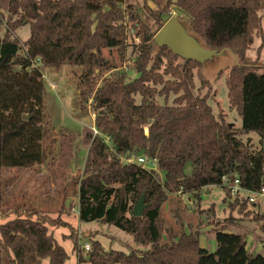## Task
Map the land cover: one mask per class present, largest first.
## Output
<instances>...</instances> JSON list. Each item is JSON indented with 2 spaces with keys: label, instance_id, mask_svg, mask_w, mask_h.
<instances>
[{
  "label": "trees",
  "instance_id": "obj_1",
  "mask_svg": "<svg viewBox=\"0 0 264 264\" xmlns=\"http://www.w3.org/2000/svg\"><path fill=\"white\" fill-rule=\"evenodd\" d=\"M154 2L155 10L145 5L157 27L152 31L125 0H0V214L13 216L0 223V264H41L44 258L49 264H62L67 258L48 229H72L62 219L63 201L55 217L54 211L26 204L2 206L3 169L27 168L50 156L64 182L66 170L74 166L76 134L61 127L56 137L44 112L42 69L63 64L79 68L77 102L84 108L89 101L94 127L102 136L93 135L91 127L82 128L87 149L82 174L63 183L59 193L77 199L79 221L114 226L128 233L135 245L127 252L105 250L95 240L83 255L70 231L61 238L74 241L78 263L264 264V254L247 248L245 233L230 231L231 215L213 229L215 246L209 252L200 244L198 224L187 232L182 224L175 230L165 225L162 214L170 193H198L220 185L224 174L237 176L249 190L264 187V64L258 63V56L252 62L245 56L253 37L262 35L264 0ZM171 5L187 15V30L207 49L228 50L235 56L225 84L240 126L229 125L222 113L217 119L208 93H195V74L197 89L210 86L202 63L179 60L168 47L155 45L154 35L166 22L162 14ZM25 24L29 36L20 41L15 30ZM128 31L138 39L133 79L120 70L127 60ZM248 132L258 135L260 148L242 140ZM140 154L157 159L162 179L154 170L123 160ZM142 195V214L133 215V205ZM248 203L234 196L228 207L232 211L238 205L246 218L260 223L264 236V214L245 210ZM202 213L212 218L213 205Z\"/></svg>",
  "mask_w": 264,
  "mask_h": 264
},
{
  "label": "rangeland",
  "instance_id": "obj_2",
  "mask_svg": "<svg viewBox=\"0 0 264 264\" xmlns=\"http://www.w3.org/2000/svg\"><path fill=\"white\" fill-rule=\"evenodd\" d=\"M125 1L126 4H132L138 9L141 20L149 26L152 31L156 30V25L145 10V5L153 10L157 9L154 0ZM260 14L262 17V35H255L253 37V42L247 49L245 56L248 62H252L258 56V63L264 64V11H261ZM162 17L166 20L171 17H176L180 21L182 27H187V15L174 5H171L169 13L166 15L163 13ZM29 32L28 24L21 25L15 30V36L20 41H24L28 38ZM192 35L204 46L203 41L198 36ZM137 41L138 39L128 31L126 34L127 45L125 53L127 60L120 67V70L125 71L126 77L129 79H133L137 76L134 64L136 56L134 45ZM179 60H182V58H179ZM235 60V56L228 50L208 52L203 57L201 63L202 73L209 81V88L203 87L200 90L197 89L200 87V81L196 74L193 76V81L195 84V93H208L209 99L207 102L211 106L215 117L218 119L222 113L228 124H233L238 127L240 126V117L236 110L229 105L227 87L225 84L228 68L235 63ZM107 73L108 72H105V74ZM78 76L79 68L71 67L68 64L61 65L59 69L52 67H44L42 69V80L45 88L44 112L47 115L53 133L57 137L60 128L65 127L76 134L77 148L75 151L74 166L66 170L67 179L63 182V179L59 176L54 165L50 163V156H47L42 163H36L27 168H5L2 172V186L4 190L2 206L4 208L26 204L41 211H54L51 215L55 217L57 215V208L62 201L64 205L67 206L65 210L63 209L62 215H65V217L68 216V220L71 222L73 228L70 230L66 226L48 227L49 231L52 229L53 236L57 239L58 243L63 246L67 253V258L62 264L88 263L77 262L78 252L73 247L74 241L70 238H60L61 233L69 234L70 231H72L81 248L84 243L87 242L90 244L95 240L99 241L105 250L114 249L127 252L135 246L128 233L114 226H107L98 221H79L78 217L76 215L74 216V213L77 211V199L69 196L64 198L63 194L59 193L63 183L70 180L71 177L81 176L87 151L82 143V128L84 126H94V112L89 101L84 108L80 107L77 102L76 84L78 82ZM138 99L139 97L136 96V100ZM241 138L243 141L248 140L253 149H258L261 146L259 137L255 132L243 134ZM186 170L187 172L189 171L188 168H186ZM156 173L160 176V179H162V173L158 172V170H156ZM69 183L70 181L68 182V188L73 190V186ZM69 192L71 191L69 190ZM225 198L226 192L220 185L204 187L199 190L198 193H170L163 205L162 211L164 221L166 222L165 225L168 224L175 230H179L182 224V229L187 232L190 230V226L195 227L198 224L197 227L201 232L199 237L200 244L211 252L213 251L212 248L215 246L213 229L222 225L228 215L233 217V223L240 219V215H243L242 212L238 211V205L233 209L234 213L230 211L231 209L228 207V201H232L234 199L233 196ZM211 205H213L215 211V215L212 218L204 217V213L200 214L201 210H206ZM247 207L250 211H258L264 214V196L259 197L254 204L248 203ZM235 210H237L238 213L235 212ZM12 217V215L5 217L0 214V223ZM252 223H256V225L260 224L259 222ZM256 225L254 229L256 231L255 234L264 240V236H261V232ZM228 228L235 231V227L232 225ZM247 248H255L253 253L259 252L260 254H264V241L262 243L258 242L253 244L251 242V237H249L247 239ZM80 252L85 255L84 249H80ZM41 264H49L48 259H42Z\"/></svg>",
  "mask_w": 264,
  "mask_h": 264
},
{
  "label": "water",
  "instance_id": "obj_3",
  "mask_svg": "<svg viewBox=\"0 0 264 264\" xmlns=\"http://www.w3.org/2000/svg\"><path fill=\"white\" fill-rule=\"evenodd\" d=\"M155 45L157 47L166 46L174 54L182 59H194L201 63L203 57L209 52L215 50H209L180 24V21L176 17H171L161 26V28L154 35ZM24 115L23 118H27ZM231 125V124H229ZM145 204L143 202V195L135 202L131 213L133 215H141Z\"/></svg>",
  "mask_w": 264,
  "mask_h": 264
},
{
  "label": "built area",
  "instance_id": "obj_4",
  "mask_svg": "<svg viewBox=\"0 0 264 264\" xmlns=\"http://www.w3.org/2000/svg\"><path fill=\"white\" fill-rule=\"evenodd\" d=\"M167 13H169V11ZM167 13H164V15H166ZM91 129L93 135L96 134L101 135V133L94 126H91ZM104 141L105 143H108L107 138H104ZM123 160L125 162H135L136 164L144 167L147 170H154V171L158 170L157 159L154 157H148L144 154H140L138 156L130 157ZM220 186L228 189L230 196L244 197L247 199L249 203H255L259 197L264 196V187L261 188L260 190H249L243 188L239 183V178L235 175H230V174L222 175L220 178ZM82 248L84 249V251H87L90 249V244L86 242L83 244Z\"/></svg>",
  "mask_w": 264,
  "mask_h": 264
},
{
  "label": "crops",
  "instance_id": "obj_5",
  "mask_svg": "<svg viewBox=\"0 0 264 264\" xmlns=\"http://www.w3.org/2000/svg\"><path fill=\"white\" fill-rule=\"evenodd\" d=\"M69 204V203H68ZM67 207V206H66ZM76 207L78 208V203L76 202ZM249 208L247 207L245 210H248ZM234 210H232L231 212H233ZM235 212H237L238 213V211L237 210H235ZM65 213V212H64ZM234 213V212H233ZM77 216V211H76V213H74V216ZM235 217H237V216H235ZM62 219H63V221H66V222H68L70 225H71V227H72V224H71V222L68 220V216L67 217H65V215H62ZM253 221H249V219L248 218H246V216H244V215H240V219L239 220H237V221H235L234 222V224H232V226L233 227H235V231L234 232H238V233H245V239H246V243H247V239L249 238V237H251V242L254 244V243H258V242H260V243H262L264 240L262 239V238H260L257 234H255L256 233V231L254 230L255 229V225H256V223H252ZM256 227H258V229L260 228V224L259 225H256ZM73 228V227H72ZM50 231H52V229L50 230ZM230 231H232L231 230V228H230ZM255 231V232H254ZM260 231V230H259ZM68 234V233H67ZM62 235H66V233H61L60 234V238L62 237ZM132 238V237H131ZM133 242V241H132ZM201 243V242H200ZM211 243H213V242H211ZM201 246L202 247H204L202 244H201ZM213 250H214V248H212ZM253 251H254V249L253 248H251Z\"/></svg>",
  "mask_w": 264,
  "mask_h": 264
},
{
  "label": "bare ground",
  "instance_id": "obj_6",
  "mask_svg": "<svg viewBox=\"0 0 264 264\" xmlns=\"http://www.w3.org/2000/svg\"><path fill=\"white\" fill-rule=\"evenodd\" d=\"M158 175V174H157ZM245 188V187H244Z\"/></svg>",
  "mask_w": 264,
  "mask_h": 264
}]
</instances>
